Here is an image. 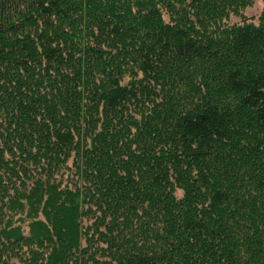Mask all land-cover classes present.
<instances>
[{"label": "trees", "instance_id": "obj_1", "mask_svg": "<svg viewBox=\"0 0 264 264\" xmlns=\"http://www.w3.org/2000/svg\"><path fill=\"white\" fill-rule=\"evenodd\" d=\"M254 1L0 0V264H264Z\"/></svg>", "mask_w": 264, "mask_h": 264}, {"label": "rangeland", "instance_id": "obj_2", "mask_svg": "<svg viewBox=\"0 0 264 264\" xmlns=\"http://www.w3.org/2000/svg\"><path fill=\"white\" fill-rule=\"evenodd\" d=\"M262 7H263L262 0H255L251 6L247 7L244 10V14L247 16H256L260 13V11L262 10ZM231 21L232 22L239 21V18H232Z\"/></svg>", "mask_w": 264, "mask_h": 264}]
</instances>
